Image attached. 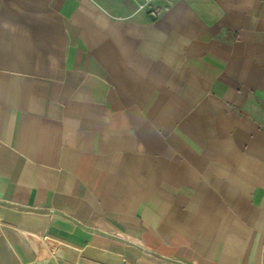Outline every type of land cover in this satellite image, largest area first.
<instances>
[{
    "label": "crops",
    "instance_id": "crops-1",
    "mask_svg": "<svg viewBox=\"0 0 264 264\" xmlns=\"http://www.w3.org/2000/svg\"><path fill=\"white\" fill-rule=\"evenodd\" d=\"M0 0V264H264V0Z\"/></svg>",
    "mask_w": 264,
    "mask_h": 264
},
{
    "label": "built area",
    "instance_id": "built-area-1",
    "mask_svg": "<svg viewBox=\"0 0 264 264\" xmlns=\"http://www.w3.org/2000/svg\"><path fill=\"white\" fill-rule=\"evenodd\" d=\"M146 4L145 6H147L149 9H152L151 11L155 12V9H153V4H152V0H145ZM0 223H1V219H0Z\"/></svg>",
    "mask_w": 264,
    "mask_h": 264
}]
</instances>
